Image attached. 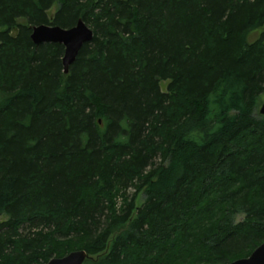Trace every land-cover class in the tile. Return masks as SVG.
I'll return each instance as SVG.
<instances>
[{"label":"trees","instance_id":"trees-1","mask_svg":"<svg viewBox=\"0 0 264 264\" xmlns=\"http://www.w3.org/2000/svg\"><path fill=\"white\" fill-rule=\"evenodd\" d=\"M79 19L94 36L66 73L32 28ZM263 92L264 0H0V264L249 256Z\"/></svg>","mask_w":264,"mask_h":264},{"label":"water","instance_id":"water-1","mask_svg":"<svg viewBox=\"0 0 264 264\" xmlns=\"http://www.w3.org/2000/svg\"><path fill=\"white\" fill-rule=\"evenodd\" d=\"M93 36V29L82 19H79L77 24L70 28L48 24L35 25L31 33V38L36 44L58 42L64 45L63 65L66 73L69 71L70 64L76 60L82 46L90 42ZM259 112L264 114V103ZM88 258H92V256L85 249H76L63 256L53 257L45 264H84ZM227 264H264V242L256 247L249 256Z\"/></svg>","mask_w":264,"mask_h":264},{"label":"rangeland","instance_id":"rangeland-1","mask_svg":"<svg viewBox=\"0 0 264 264\" xmlns=\"http://www.w3.org/2000/svg\"><path fill=\"white\" fill-rule=\"evenodd\" d=\"M57 4H55L51 10V12H55V10L57 9ZM21 21H24V19H21ZM261 31V29H260ZM259 36V31H254L252 34H251V39H256L257 37ZM167 84V81H163L162 82V87L165 89V86ZM264 103V92L261 94V97L259 98V103H258V106H257V109L259 110L261 108V105ZM159 160V159H158ZM134 192V188L133 187H130L128 188V193H133ZM144 197L143 195H141V197H139L138 199V204H141L142 201H143Z\"/></svg>","mask_w":264,"mask_h":264}]
</instances>
